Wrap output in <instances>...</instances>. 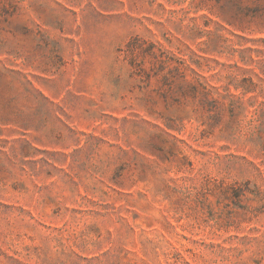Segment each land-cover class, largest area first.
<instances>
[{"label": "rangeland", "instance_id": "374dc122", "mask_svg": "<svg viewBox=\"0 0 264 264\" xmlns=\"http://www.w3.org/2000/svg\"><path fill=\"white\" fill-rule=\"evenodd\" d=\"M0 264H264V0H0Z\"/></svg>", "mask_w": 264, "mask_h": 264}]
</instances>
